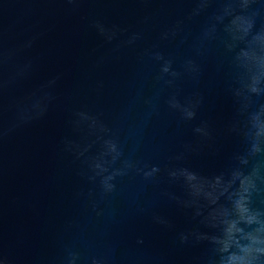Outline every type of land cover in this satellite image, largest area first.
<instances>
[{
    "label": "water",
    "instance_id": "water-1",
    "mask_svg": "<svg viewBox=\"0 0 264 264\" xmlns=\"http://www.w3.org/2000/svg\"><path fill=\"white\" fill-rule=\"evenodd\" d=\"M242 249L264 0H0V264H264Z\"/></svg>",
    "mask_w": 264,
    "mask_h": 264
},
{
    "label": "clouds",
    "instance_id": "clouds-1",
    "mask_svg": "<svg viewBox=\"0 0 264 264\" xmlns=\"http://www.w3.org/2000/svg\"><path fill=\"white\" fill-rule=\"evenodd\" d=\"M245 211H246V209L241 208V212L242 213L245 212ZM247 222L251 223L252 222V218L249 217ZM233 227H234V225H233ZM237 231H239V230H237ZM242 251H245L246 253L250 254L252 251L261 252V251H264V250H261V249H255V250H253V249H242ZM237 261L239 262V264H251L250 260L249 261H245L243 258H237V257H234V256L230 257V264H236Z\"/></svg>",
    "mask_w": 264,
    "mask_h": 264
}]
</instances>
